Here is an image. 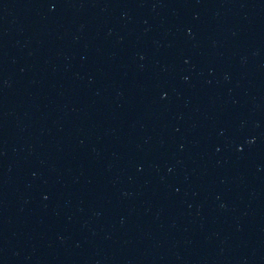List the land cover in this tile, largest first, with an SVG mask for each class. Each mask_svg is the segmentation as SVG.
Returning <instances> with one entry per match:
<instances>
[{"label": "water", "instance_id": "obj_1", "mask_svg": "<svg viewBox=\"0 0 264 264\" xmlns=\"http://www.w3.org/2000/svg\"><path fill=\"white\" fill-rule=\"evenodd\" d=\"M0 264H264V0H0Z\"/></svg>", "mask_w": 264, "mask_h": 264}]
</instances>
